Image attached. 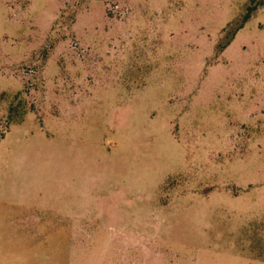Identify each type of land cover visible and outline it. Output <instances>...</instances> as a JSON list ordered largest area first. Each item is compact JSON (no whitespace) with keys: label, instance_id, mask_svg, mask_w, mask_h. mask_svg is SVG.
Instances as JSON below:
<instances>
[{"label":"rangeland","instance_id":"rangeland-1","mask_svg":"<svg viewBox=\"0 0 264 264\" xmlns=\"http://www.w3.org/2000/svg\"><path fill=\"white\" fill-rule=\"evenodd\" d=\"M0 264H264V0H0Z\"/></svg>","mask_w":264,"mask_h":264},{"label":"trees","instance_id":"trees-1","mask_svg":"<svg viewBox=\"0 0 264 264\" xmlns=\"http://www.w3.org/2000/svg\"><path fill=\"white\" fill-rule=\"evenodd\" d=\"M249 19H250V16H246V17L243 19L241 25H240L239 27H237V28L235 29V31L232 33V36H231V39H230V40L234 39L236 33H237V32H238V31L244 26V24H245Z\"/></svg>","mask_w":264,"mask_h":264}]
</instances>
